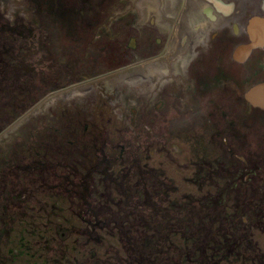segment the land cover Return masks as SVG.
I'll return each mask as SVG.
<instances>
[{
	"label": "flooded vegetation",
	"instance_id": "1",
	"mask_svg": "<svg viewBox=\"0 0 264 264\" xmlns=\"http://www.w3.org/2000/svg\"><path fill=\"white\" fill-rule=\"evenodd\" d=\"M120 74H125L120 85L130 93L127 105L112 99L108 91L115 90L114 80ZM22 80L28 81L27 89L21 87ZM9 87L27 91L30 98L39 97V101L53 100L54 106L45 108L50 119L58 107L64 111L65 119L62 116L54 136L74 134L93 141L96 136L89 125L79 132L69 114L81 103L91 108L100 93L102 103L114 114L121 115V110L122 116L129 117L120 120L133 133L140 127L147 134L154 133L161 144L171 138L176 144H190L192 157L187 166L183 165L189 185L199 186L201 176L207 181V173L220 168L218 174L225 171L229 178L222 192L227 185L242 188L253 184L252 203L264 206V0H0V111L6 108L3 92ZM72 91L78 100L71 96L63 102L64 94ZM55 94L63 96L60 101L54 100ZM8 101L14 104V97ZM17 102V109L22 108L23 113L34 106L29 101ZM34 135L29 133L28 140L32 138L37 145L40 135ZM52 136L37 140L47 148L45 158H67L68 147L78 144L77 139H69L73 141H66V147L63 139ZM213 141L225 150L221 153L224 160L211 156ZM76 150L80 159L90 164L85 181L77 183L85 202V192L92 188L88 180L96 174L111 183L113 192L124 195V200L110 197L108 204L116 209L111 211L114 215L117 208L129 206L132 201L123 181L132 176V169L121 180L105 151L100 161L93 162L88 151ZM161 150L162 157L182 166L164 145ZM35 153L40 156L42 151L35 149ZM139 172L135 181L139 191L133 201L147 207L152 203L145 177L154 173L142 166ZM77 174L83 179L77 170L56 174L58 181L50 188L61 189L66 184L70 186L66 191L77 193L79 186L72 188ZM155 176L162 188L173 186L163 169ZM142 191L147 195L145 200L137 194ZM192 196L185 197L183 203L193 200L195 204L198 199ZM213 196L195 205L220 206L223 199ZM171 205L177 204L172 201ZM131 213L108 228L111 235L115 230L125 236V245L121 236L117 241L129 251L128 258L119 254V261L112 260V264H133L136 252L129 244L145 230L140 223H132ZM100 223H96L98 229L107 228ZM139 251L148 255V250Z\"/></svg>",
	"mask_w": 264,
	"mask_h": 264
},
{
	"label": "rangeland",
	"instance_id": "2",
	"mask_svg": "<svg viewBox=\"0 0 264 264\" xmlns=\"http://www.w3.org/2000/svg\"><path fill=\"white\" fill-rule=\"evenodd\" d=\"M120 18L124 19L125 16ZM121 27L123 31L124 24ZM124 77L125 74L118 75L113 84L115 90L108 91L112 99L127 105L130 93L127 94V90L125 92L120 85ZM20 83L23 89L29 86L28 81L22 80ZM8 89L3 92L6 95L4 99H7L3 105L6 108L0 111V216L4 218V223L0 218V264L117 262L121 255L129 253L117 238L121 236L124 245L127 240L115 230V236L111 235L108 228L111 225L115 227L113 221L120 222L131 211L136 212L131 213L132 223H140L145 230L138 232L137 240L129 244L136 252L132 257L133 264H264V206L258 207L252 203L255 188L253 184L242 188L227 185L226 191L222 192L221 189L226 187L229 178L225 171L221 170L218 174L220 168H216L210 170V174L207 173V181L201 176L199 186L189 185L183 165L187 166L189 157H192L190 144H176L175 138L161 144L154 133L147 134L140 127L134 129L137 133H133L125 122L129 117L122 116L121 110L118 111L121 115L114 114L112 109L102 103L100 93L98 98L95 97L91 108L88 107L90 104L86 106L81 103L75 105L69 114L79 132L83 126L89 125V131L96 136L93 141L86 137H74V134L64 138L54 136L55 129L63 122L64 111L58 107L54 112L55 116L50 119L45 108L54 106L53 100L39 101V97L30 98L27 91L12 90L10 87ZM61 94H55L54 100L60 101ZM64 95L61 98L63 102L71 96L75 98H71L72 100H78L75 91ZM13 97L14 104L8 101H13ZM17 101H29L34 106L23 113L22 108L17 109ZM63 118L65 119L64 116ZM123 118L125 121L120 120ZM36 132L40 135L36 139L37 145L31 142L32 138L35 139ZM29 133L34 135L30 140ZM52 133V138L60 141L63 139L66 147V141L76 142L77 139L78 144L68 147L67 158H45L46 154L43 152L47 148L38 141H43L45 135ZM162 145L179 159L182 166L169 162L165 155L161 156ZM210 146L213 159L224 160L221 153L224 154L225 150H222L221 145L213 141ZM78 147L88 151L93 162L100 161L105 151L111 157L115 172L122 173V176L117 174L121 180L123 174L132 169V176L128 181H123L132 203L127 207L117 208V215L111 212L116 209L110 208L108 201L112 195H115V200H124V195L120 191L113 192L111 183L99 175L89 178L92 188L85 192L87 203L85 202L82 188L77 183L85 181L84 176L90 164L89 160L80 159L76 150ZM35 149L41 150L42 156L35 155ZM58 163L63 164L66 169H59ZM141 166L144 171L154 173V176L145 177L150 192L149 201L152 203L147 207L144 204L138 206L137 201H133L134 194L139 191L135 187V181L140 176ZM161 169L168 180L173 182V186L162 188L156 181L155 174ZM73 170L79 171L83 176V179L78 174L73 176L76 184L72 188L79 186L77 193L66 191L67 187L70 188L66 184L61 189L50 188L52 182L58 181L56 174L72 173ZM144 191L137 193L141 194L139 199H146ZM189 195H193V199L198 201L211 195L220 196L223 202L220 206L209 208L196 206L198 201L194 204L193 200L183 203ZM170 201L177 205L172 206ZM134 205L138 207L134 208ZM94 216L101 219H94ZM100 222H104L107 228L98 229L96 223ZM141 248L148 250V255H140Z\"/></svg>",
	"mask_w": 264,
	"mask_h": 264
}]
</instances>
